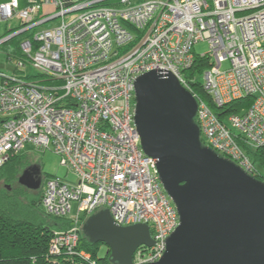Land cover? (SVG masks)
Masks as SVG:
<instances>
[{"label": "built area", "instance_id": "2783aa9c", "mask_svg": "<svg viewBox=\"0 0 264 264\" xmlns=\"http://www.w3.org/2000/svg\"><path fill=\"white\" fill-rule=\"evenodd\" d=\"M107 1L0 4V21L21 25L0 47L30 32L20 44L17 72L33 70L0 72V168L33 144L53 151L76 177L75 183L52 177L42 186L45 212L70 225L55 233L51 255L74 254L82 216L105 208L118 226L150 228L154 246L139 248L133 264H153L180 218L134 124L136 81L153 71L171 73L198 103L203 147L264 183L247 153L264 148V0ZM46 5L53 12L43 14ZM199 43L209 46L207 54L194 52ZM196 59L208 63L201 81L214 108L187 77ZM37 75L60 83L28 79ZM239 101L246 105L230 111Z\"/></svg>", "mask_w": 264, "mask_h": 264}, {"label": "water", "instance_id": "95a60500", "mask_svg": "<svg viewBox=\"0 0 264 264\" xmlns=\"http://www.w3.org/2000/svg\"><path fill=\"white\" fill-rule=\"evenodd\" d=\"M135 85L134 124L143 151L156 161L180 218L153 264H264V183L203 147L198 103L171 73L149 72ZM42 180L41 166L32 164L19 184L35 191ZM82 230L91 243L108 247L111 264H133L139 248L154 246L147 225L118 226L107 209Z\"/></svg>", "mask_w": 264, "mask_h": 264}, {"label": "trees", "instance_id": "16d2710c", "mask_svg": "<svg viewBox=\"0 0 264 264\" xmlns=\"http://www.w3.org/2000/svg\"><path fill=\"white\" fill-rule=\"evenodd\" d=\"M117 1L119 0H110L104 5L110 6ZM20 29L21 25L8 30L5 34L0 35V40ZM31 37L30 32L21 33L5 41L0 48L9 46L11 50L7 53L9 59L17 58V56L23 58L20 53V44L22 40ZM207 65L206 60L196 59L195 66L187 73V77L195 79L194 92L214 108L201 81V75ZM28 79H43L41 82L45 84L60 83L55 80H45L43 75ZM241 105L246 104L244 101L233 103L230 105V111ZM247 153L258 171L257 178L261 177L264 172L259 170L258 165L264 168V148L255 151L248 150ZM29 162L27 157L21 154L11 158L0 168V264H111L109 261L111 252L108 247L104 244L91 243L83 233L74 254L64 252L60 255L50 254L55 233L68 230L70 225L66 219L50 216L46 212L45 215L35 212L34 207L42 203L43 192L37 194L35 199H29L28 193L31 190L19 184V178L23 171L33 164L32 161ZM10 184L17 185V187L13 188L9 186ZM25 196L29 200H25ZM102 246L107 249L104 256L100 258Z\"/></svg>", "mask_w": 264, "mask_h": 264}, {"label": "rangeland", "instance_id": "374dc122", "mask_svg": "<svg viewBox=\"0 0 264 264\" xmlns=\"http://www.w3.org/2000/svg\"><path fill=\"white\" fill-rule=\"evenodd\" d=\"M144 1H148V0H138L137 2H144ZM137 2H135V3H137ZM5 23L9 24L10 21L5 22ZM57 23H58V21L50 22V23L45 25V28H49L51 26H54ZM116 49H117V47L115 45L114 51ZM9 51H11L9 46H4V47L0 48V72L1 73H4V74L9 75V76H12L15 74L23 76V75L30 73V72L33 73V70L30 68H28L27 71L25 68V69H22V72L20 70H19V72H17V63L22 59V56L19 58L17 56V58H14L11 60L7 56V53ZM194 52L200 56L207 54L209 52V46L206 43H199V44L194 46ZM20 53H21V55H23L22 52H20ZM227 67H228V65L224 64V69H226ZM34 73H35V71H34ZM202 83H203V80H202ZM135 104H136V100L134 98L133 99L134 107H135ZM234 132H236V131H234ZM23 154H24V156L27 157L28 162L32 161L33 164H38L41 166L42 175H43L42 186H43V183L47 179L52 178V177L59 178L61 180H64L67 183H75L76 177L67 168L61 166L60 158L57 155H55L53 153V151L44 150L42 148L36 147L33 144H28L26 146V149L24 150ZM259 166L260 165H258L259 170L264 172V168H262L261 166L259 167ZM9 186H12L13 188L17 187V185L14 186L12 184H10ZM42 186L39 190L30 191L28 193V198L29 199H35L37 194L38 195L41 194L42 193ZM28 198H27V196L24 197L25 200ZM103 209H105V208H102L100 210H103ZM34 210L36 213H40V214L45 215V209H44L42 203L37 204L34 207ZM76 211H77V204L74 203L72 213L70 216L75 215ZM82 219L84 220V223H85L86 220L88 219V217L82 216ZM106 249H107V247H105V246L101 247V251L99 254L100 258L104 256ZM90 256H91V254L89 253V257Z\"/></svg>", "mask_w": 264, "mask_h": 264}, {"label": "crops", "instance_id": "0c3cea01", "mask_svg": "<svg viewBox=\"0 0 264 264\" xmlns=\"http://www.w3.org/2000/svg\"><path fill=\"white\" fill-rule=\"evenodd\" d=\"M6 1H8V0H0V4L4 3ZM36 1L39 2L40 0H19V3H20L21 8H25L28 6V4L30 2H36ZM78 1H80V0H64V2L66 4H73V3H76ZM53 10H54L53 6L46 5L43 8V14L53 12ZM19 25H20L19 21H17V20H12L9 24L0 21V35L5 34L8 30L14 29L15 27H17Z\"/></svg>", "mask_w": 264, "mask_h": 264}, {"label": "clouds", "instance_id": "9594fccd", "mask_svg": "<svg viewBox=\"0 0 264 264\" xmlns=\"http://www.w3.org/2000/svg\"><path fill=\"white\" fill-rule=\"evenodd\" d=\"M42 186V185H41ZM84 225V224H83ZM83 229V228H82ZM82 233H83V230H82Z\"/></svg>", "mask_w": 264, "mask_h": 264}]
</instances>
